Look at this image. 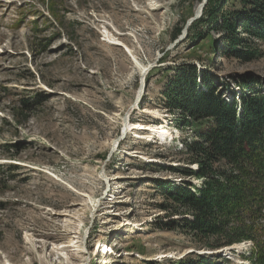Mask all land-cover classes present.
I'll return each mask as SVG.
<instances>
[{
  "label": "rangeland",
  "instance_id": "obj_1",
  "mask_svg": "<svg viewBox=\"0 0 264 264\" xmlns=\"http://www.w3.org/2000/svg\"><path fill=\"white\" fill-rule=\"evenodd\" d=\"M203 1L57 0L61 25L44 19L47 0H0V264H59L51 249L68 244L67 230L77 224L90 259L68 257L73 264H172L207 251L239 262L250 254V241L212 251L182 228L164 227L180 216L160 208L171 203L154 182L201 185L169 169L196 164L188 163L184 144L193 131L179 129L182 114L163 102L165 81L173 74L166 76L167 67L195 64L198 83L200 70H207L219 77L217 89L228 83L236 95L240 88L232 77L249 72L264 82V54L241 63L219 49L213 56L187 35L173 45L182 34L173 39L175 28L186 25ZM137 59L153 64L144 90ZM38 93L47 99L15 123L21 100L32 103ZM224 96L230 100L231 92L224 89ZM125 118L164 127L168 139L138 128L122 134ZM134 131L142 138H134ZM73 209H80L81 219L71 229L53 215ZM73 245L71 252L80 255Z\"/></svg>",
  "mask_w": 264,
  "mask_h": 264
},
{
  "label": "trees",
  "instance_id": "obj_2",
  "mask_svg": "<svg viewBox=\"0 0 264 264\" xmlns=\"http://www.w3.org/2000/svg\"><path fill=\"white\" fill-rule=\"evenodd\" d=\"M47 10L44 19L62 25L57 0H47ZM33 13L39 17L41 11ZM37 22L38 18L34 19L39 37L42 30ZM184 25L182 22L175 28L173 39L180 35ZM187 38L213 56L219 49L222 55L237 62H252L264 54L259 43L264 42V0H207L201 18L189 27ZM196 69L195 64L180 63L164 71L166 76L171 71L173 74L165 81L163 102L171 111L182 114L177 123L179 129L193 131L192 141L184 144L188 163L196 164L195 169H169L201 180L200 186L188 181H154L165 201L171 203L161 204L160 208L169 216H180L164 223V227L182 228L197 245L212 251L252 241L250 254L242 257L251 264H264V82L249 72L232 77L240 88L237 101L229 84L222 82V88L217 89L219 77L207 70H200L198 83ZM224 89L231 92L230 100L223 97ZM42 95L36 94L32 103L29 99L21 100L23 106L13 112L15 123H22L20 117L27 118L34 104L47 99ZM170 261L245 264L202 253Z\"/></svg>",
  "mask_w": 264,
  "mask_h": 264
},
{
  "label": "bare ground",
  "instance_id": "obj_3",
  "mask_svg": "<svg viewBox=\"0 0 264 264\" xmlns=\"http://www.w3.org/2000/svg\"><path fill=\"white\" fill-rule=\"evenodd\" d=\"M115 43H118V44L121 45L123 42L118 40ZM124 45L126 46L127 50H129V52H130L131 51L130 47H128V45H126V44H124ZM138 62H139L138 64H139V68H140V76H141V81H142V79L144 80L146 78L147 72L150 69H147L148 68L147 64L141 65L139 60H138ZM238 93L240 94V92H238ZM138 94H141V92H139ZM226 99L229 100V98H226ZM143 111L146 112V111H148V109H145ZM124 125L125 126L128 125L127 128L129 129V131H132L135 128L146 129V130H149V131H155L154 134H156L159 138L162 137V138L168 139L167 134H169V131L165 130L164 127H162V129H161V127H157V128H159L158 130L155 129L153 126H150V125L149 126L146 125V126H143V128H140L139 126L142 125V123H137V122L136 123H131L129 120H127V118L124 119ZM149 135H151V134H149ZM161 140L164 141L165 139H161ZM154 141H156V140H154ZM90 197H91V195H90ZM83 206H86L85 203H84ZM79 210L80 209H73V210H65L66 212H54L53 215L55 216L56 221L60 220L61 222L66 224L67 228L70 227V229H71V227H73V225H74L72 223L75 222V220L77 218L81 217V214H80ZM72 220H74V221H72ZM79 221H81V220H79ZM80 230H81V228H80L79 224L75 225V227L72 230L68 229L67 230V232H68V234H67L68 244H64L65 241H61V242H58L59 244H57L54 248L51 249V253L50 254L52 256H58V259H60L59 264H65L66 262H69V264H73V262H70L68 260V257H69V259H79V260H76V261H78V263L83 262V261L87 262L90 259V254L88 256L85 255V251L83 249V238H84V235L81 233ZM56 241H58V239ZM74 242H75V244H77L76 247H78L79 253H81L80 255H78V254H76L74 252H71V251H74V249H72L75 246V245H73ZM95 243L98 244L99 242L97 241ZM64 251H66L68 256L64 257V255H62V253H60V252H64ZM209 253H212V252H209Z\"/></svg>",
  "mask_w": 264,
  "mask_h": 264
},
{
  "label": "water",
  "instance_id": "obj_4",
  "mask_svg": "<svg viewBox=\"0 0 264 264\" xmlns=\"http://www.w3.org/2000/svg\"><path fill=\"white\" fill-rule=\"evenodd\" d=\"M206 2H207V0H204V1L199 5V7H198V9L196 10L194 16H193V17H192V18L186 23L184 29L182 30V34L179 36V38H177V40L173 43V45H175L178 41H180L181 39H183V38L187 35V33H188V28H189V26H190L195 20H197V19H199V18L201 17V15H202V13H203V8H204ZM151 67H153V64H150L149 67H148L147 69H149V68H151ZM140 87H141V86H140ZM145 87H146V83H145V81L142 79V87H141L142 90H144ZM142 90H141V93L143 92ZM125 133H126V128H123V130H122V134H125ZM220 250H225V248H222V249H220ZM202 254H208V253L206 252V253H202Z\"/></svg>",
  "mask_w": 264,
  "mask_h": 264
}]
</instances>
